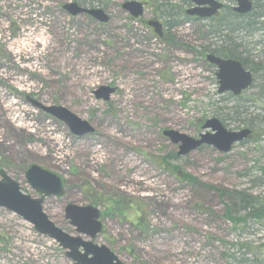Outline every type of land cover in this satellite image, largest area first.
<instances>
[{
  "label": "rangeland",
  "instance_id": "374dc122",
  "mask_svg": "<svg viewBox=\"0 0 264 264\" xmlns=\"http://www.w3.org/2000/svg\"><path fill=\"white\" fill-rule=\"evenodd\" d=\"M126 1L144 4V15L133 20L121 8ZM183 1L0 0V169L32 198L39 196L26 184L27 167L59 176L62 197L45 198L42 209L72 237L64 208L86 205L89 195L69 191L70 173H114L122 184L105 200L114 195L121 211L104 209L94 243L121 264H264V36L228 35L254 83L237 98L219 95L204 58L221 45L220 20H186ZM71 2L102 9L109 21L70 16L62 6ZM149 20L163 25L160 39L145 27ZM102 87L114 89L107 102L95 99ZM25 97L67 109L94 133L76 141ZM211 119L251 136L226 154L203 146L174 159L178 147L162 131L197 139ZM65 253L0 208V264H74Z\"/></svg>",
  "mask_w": 264,
  "mask_h": 264
},
{
  "label": "water",
  "instance_id": "95a60500",
  "mask_svg": "<svg viewBox=\"0 0 264 264\" xmlns=\"http://www.w3.org/2000/svg\"><path fill=\"white\" fill-rule=\"evenodd\" d=\"M193 8L186 11L188 16L200 19L211 18L221 8L215 0H189ZM234 12L245 15L250 12L251 4L247 0H235ZM123 11L136 19L143 15L142 4L134 1L125 2L121 5ZM62 9L70 16L87 15L100 24H106L109 17L101 9H85L76 3H68ZM155 34L160 35L161 25L159 22H148ZM206 62L216 68L215 79L218 85V93H231L239 96L252 84L251 74L245 71L241 64L233 60H223L212 55H207ZM114 89L108 87L99 88L94 92L96 100L108 101ZM34 107L41 109L50 117L62 122L77 137L93 132L90 125L61 106H40L33 102ZM202 133L198 139L190 138L178 132L167 130L162 135L173 145H178L177 156H186L199 147L207 146L221 154L228 153L234 144L248 138L250 131L245 129L239 132L227 131L218 120L211 119L201 127ZM209 131V132H208ZM24 178L40 198L33 199L20 191L19 185L9 178L3 171L0 172V208L20 217L30 224L39 235L54 241L61 249L65 250L66 257L74 264H121L110 250L104 245L92 242L101 232V224L98 221L99 212L91 206L67 205L64 209L65 219L75 232L86 237H72L57 228L44 214L42 201L44 198L61 197L63 188L60 179L37 166H31L25 173Z\"/></svg>",
  "mask_w": 264,
  "mask_h": 264
},
{
  "label": "flooded vegetation",
  "instance_id": "af4514ba",
  "mask_svg": "<svg viewBox=\"0 0 264 264\" xmlns=\"http://www.w3.org/2000/svg\"><path fill=\"white\" fill-rule=\"evenodd\" d=\"M249 1L251 3V11L249 14H247L245 16H253L254 15L253 11H255L254 7H256L258 2H259L258 0L257 1L256 0H249ZM218 2L221 3L222 6H221L220 10L218 11V13L216 14V17L219 18L221 14H225V15L228 14L229 16L231 15L230 17H244V16H240V15L236 14L233 11L234 6H235L234 0H218ZM226 4L232 5L230 7V9H228L227 6H225ZM263 7H264V2H263ZM263 17H264V13H263ZM263 21H264V19H263ZM262 35L264 36V29H263ZM24 102H25V105H28L29 107H33L36 110L47 115L41 109L34 107L33 102L38 103L40 106H43L41 103H39L35 99H33L31 97H25ZM92 129H93L92 133L84 135L82 137L74 136V135H72V133L70 131L69 132L71 134V137L73 136V138L76 141H79V140L83 141L85 137L92 135L94 133V128L92 127ZM29 167H27L25 170H27ZM1 171H3V170L0 169V172ZM86 171H88V170H86V168H84L83 172L78 171V169H76V168L73 169V172L70 173V180H69L68 186H69V191H85L89 195V199H88L86 205H90V206L97 208V210L99 212L98 220L101 224V233L96 237V239H97L100 235H102V232H103V221H102L103 217H104L103 214H104V209L107 210V208L110 206V204L108 205V203L115 204L113 207L109 208L111 210H110V212L107 211L108 214L109 215H118L119 214V209L122 206L119 202L116 201L114 195H116L118 193L117 186L122 184V181H120V179L117 178V176H115L114 173H110L107 177L103 176V177H100L99 179H92L90 175L86 174ZM60 180H61L63 190H64V186H65L64 182L61 178H60ZM114 191H115V193L112 196V198H109V200L106 201L105 200L106 196H110ZM72 204L78 205L75 203H72ZM78 206H80V205H78ZM74 233H75V231H74Z\"/></svg>",
  "mask_w": 264,
  "mask_h": 264
},
{
  "label": "trees",
  "instance_id": "16d2710c",
  "mask_svg": "<svg viewBox=\"0 0 264 264\" xmlns=\"http://www.w3.org/2000/svg\"><path fill=\"white\" fill-rule=\"evenodd\" d=\"M257 1V0H256ZM258 4L255 8V11H253V16H244V17H230L228 14L220 18V21L217 22L214 28V34L218 35V38L221 39V45L217 46L216 49H210V53L214 54L218 57L221 58H228V59H234L239 61L245 68L249 69L251 72H254L253 70L250 69L248 64L246 63L245 59L242 56V53H239L240 45H236L234 43V39H228V35H232L234 33L240 34L242 32L251 34L252 32H263L264 29V7H263V2L264 0H258ZM85 5V3L83 4ZM169 18V17H167ZM188 20L187 18H185ZM216 21V20H215ZM214 21V22H215ZM168 26L171 27V24L168 23ZM243 37L238 38L241 40ZM237 40V39H236ZM204 48V47H203ZM245 53V52H244ZM243 53V54H244ZM258 71L261 72L262 77L264 78V67L258 68ZM260 86L264 89V79H262V82H260ZM174 159H177L176 155H172ZM238 198V197H237ZM242 199V198H241ZM239 200L241 202H245L243 200ZM234 200L236 198L234 197ZM115 204H111L107 208V211L110 212L111 207H113ZM231 209L229 208L227 211L228 218L231 219L230 217L233 212L235 211V206L234 204H231ZM244 209L250 208V204L246 203L243 205ZM121 210L119 209V212ZM238 221V220H237Z\"/></svg>",
  "mask_w": 264,
  "mask_h": 264
},
{
  "label": "bare ground",
  "instance_id": "6f19581e",
  "mask_svg": "<svg viewBox=\"0 0 264 264\" xmlns=\"http://www.w3.org/2000/svg\"><path fill=\"white\" fill-rule=\"evenodd\" d=\"M12 54H14V53H12Z\"/></svg>",
  "mask_w": 264,
  "mask_h": 264
}]
</instances>
